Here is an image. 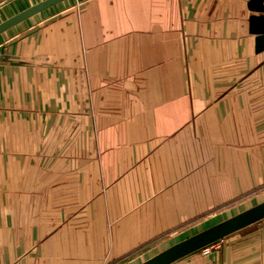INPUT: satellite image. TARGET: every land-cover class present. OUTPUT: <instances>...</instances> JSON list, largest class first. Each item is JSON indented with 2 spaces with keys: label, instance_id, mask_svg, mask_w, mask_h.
<instances>
[{
  "label": "crops",
  "instance_id": "0c3cea01",
  "mask_svg": "<svg viewBox=\"0 0 264 264\" xmlns=\"http://www.w3.org/2000/svg\"><path fill=\"white\" fill-rule=\"evenodd\" d=\"M247 1L71 0L0 33V264L138 258L262 187ZM171 264H264V218Z\"/></svg>",
  "mask_w": 264,
  "mask_h": 264
},
{
  "label": "water",
  "instance_id": "95a60500",
  "mask_svg": "<svg viewBox=\"0 0 264 264\" xmlns=\"http://www.w3.org/2000/svg\"><path fill=\"white\" fill-rule=\"evenodd\" d=\"M63 0H43L0 22V33ZM264 0H248V9L257 12L249 16V31L256 35L255 52L264 50ZM264 218V200L212 226H209L149 257L139 264H171L200 248L223 239Z\"/></svg>",
  "mask_w": 264,
  "mask_h": 264
},
{
  "label": "rangeland",
  "instance_id": "374dc122",
  "mask_svg": "<svg viewBox=\"0 0 264 264\" xmlns=\"http://www.w3.org/2000/svg\"><path fill=\"white\" fill-rule=\"evenodd\" d=\"M65 2L69 3V2H71V0H63V1H61V4H66ZM2 5L3 4L1 3L0 4V7ZM64 10H65V8H64ZM241 198H242V201H241V204H240L239 208L237 210H234V209L229 210L226 213V216L234 215V214H236V213H238V212H240V211H242V210H244L246 208H249V207H251V206H253V205H255V204L263 201L264 200V184L262 185V187H258L256 189L252 190V192L249 193L248 195H246V197L243 198L241 196ZM236 205L237 204H235L234 206H236ZM232 206H233V204H232ZM213 220L217 221V220H219V218H215ZM202 228H205V226L204 225H201L197 229L200 230ZM170 245H171V243H166V244H163V245H159V246L153 248L148 253H146V254L138 257V258H132L131 260L121 261L120 263H115V264H139V263L143 262L144 260H146L148 257L155 255L156 253H158L159 251H161L163 248L165 249V248H167Z\"/></svg>",
  "mask_w": 264,
  "mask_h": 264
},
{
  "label": "built area",
  "instance_id": "2783aa9c",
  "mask_svg": "<svg viewBox=\"0 0 264 264\" xmlns=\"http://www.w3.org/2000/svg\"><path fill=\"white\" fill-rule=\"evenodd\" d=\"M3 0H0V4L2 3ZM219 242L220 240L214 241L202 248L199 249V251L201 252L202 255H207L209 254L213 249L218 248L219 247Z\"/></svg>",
  "mask_w": 264,
  "mask_h": 264
}]
</instances>
